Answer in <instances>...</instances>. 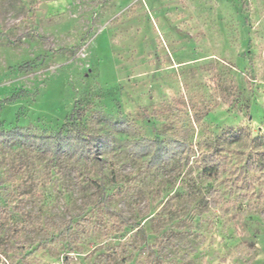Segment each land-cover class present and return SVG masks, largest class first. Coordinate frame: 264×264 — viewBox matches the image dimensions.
I'll return each instance as SVG.
<instances>
[{
	"label": "rangeland",
	"instance_id": "rangeland-1",
	"mask_svg": "<svg viewBox=\"0 0 264 264\" xmlns=\"http://www.w3.org/2000/svg\"><path fill=\"white\" fill-rule=\"evenodd\" d=\"M73 118L0 141V264H264V0H0V131Z\"/></svg>",
	"mask_w": 264,
	"mask_h": 264
},
{
	"label": "trees",
	"instance_id": "trees-1",
	"mask_svg": "<svg viewBox=\"0 0 264 264\" xmlns=\"http://www.w3.org/2000/svg\"><path fill=\"white\" fill-rule=\"evenodd\" d=\"M21 93L14 94L11 99L18 98ZM10 99V100H11ZM85 114V110H78L77 118H81ZM73 118L72 122H67L64 127L67 128V132L58 131L54 135L37 136L33 134H27L23 131L22 127H14L10 130L0 131V141L14 142L20 139L29 145L38 148L41 151H51L58 153H74L78 155H89L90 153L97 150L98 147L107 146L111 142L108 134L102 135H90L85 136L73 126L76 125V119ZM117 128L127 127L126 124H115ZM153 149L154 154L150 160L152 165L160 164L165 162L168 156L171 154L170 149L154 146L153 142L143 141L136 142L129 145V151L133 154L140 155Z\"/></svg>",
	"mask_w": 264,
	"mask_h": 264
}]
</instances>
